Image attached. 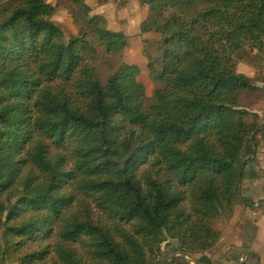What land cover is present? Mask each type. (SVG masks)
Here are the masks:
<instances>
[{
	"label": "trees",
	"instance_id": "trees-1",
	"mask_svg": "<svg viewBox=\"0 0 264 264\" xmlns=\"http://www.w3.org/2000/svg\"><path fill=\"white\" fill-rule=\"evenodd\" d=\"M141 2L136 34L159 36L144 39L160 84L146 100L143 68L101 79L91 40L68 37L46 0L0 7V264H161L170 251L168 264H263L244 263L249 247L207 253L217 220L251 206L247 180L264 182V122L242 103L262 89L237 70L249 45L264 57V0ZM95 32L107 53L127 47L122 30Z\"/></svg>",
	"mask_w": 264,
	"mask_h": 264
},
{
	"label": "rangeland",
	"instance_id": "rangeland-1",
	"mask_svg": "<svg viewBox=\"0 0 264 264\" xmlns=\"http://www.w3.org/2000/svg\"><path fill=\"white\" fill-rule=\"evenodd\" d=\"M10 1L0 0V7ZM46 1L52 4L55 9L52 19L62 27L68 37L87 35L91 40L96 48V55L89 61V64L96 69L98 76L102 77L101 79L106 80L108 75L116 72L118 68L125 64H136L144 70L138 79L146 86L145 100L154 95L160 84L150 75L147 68V55L152 54L154 47L150 49V45L145 43L144 39H158L159 36L155 33L144 36L136 34L135 26L144 22L149 16V12L141 0H82V5L86 6L83 9L77 8L72 0ZM95 28L126 32L128 35L127 47L119 52L107 53L98 39ZM248 51L249 55L238 63L237 70L249 77L257 78L255 85L260 87L262 91L245 94L242 103L251 111L258 113L262 122H264V57H261L252 45L248 46ZM255 150L256 161L253 167L259 170L264 167V140L258 143L255 142ZM247 181L249 184H246L247 190L245 188L244 195L249 198V202L256 201V198L259 201L258 196L264 197V182L262 180L256 183H251L250 180ZM234 214L235 212L232 214V218ZM230 221L229 219H219L217 220V227L222 228ZM226 244L230 243L224 240L219 247L223 248ZM172 254L171 251L162 253L161 264H168ZM177 264L186 263L180 260Z\"/></svg>",
	"mask_w": 264,
	"mask_h": 264
},
{
	"label": "crops",
	"instance_id": "crops-1",
	"mask_svg": "<svg viewBox=\"0 0 264 264\" xmlns=\"http://www.w3.org/2000/svg\"><path fill=\"white\" fill-rule=\"evenodd\" d=\"M246 184L249 183L247 182ZM258 199L259 201H257V198L256 201H251L252 205L250 207L244 205L238 206L231 221L222 228L218 227L222 234L220 243L226 240L230 244H226L225 247L220 248L219 243L215 249L207 253L208 255H212L214 259L219 261L227 247H249L251 254H261L264 264V197L258 196Z\"/></svg>",
	"mask_w": 264,
	"mask_h": 264
},
{
	"label": "water",
	"instance_id": "water-1",
	"mask_svg": "<svg viewBox=\"0 0 264 264\" xmlns=\"http://www.w3.org/2000/svg\"><path fill=\"white\" fill-rule=\"evenodd\" d=\"M250 254L251 253H249L248 255H247V257H246V259H245V261H244V263H246L247 262V260H248V258H249V256H250ZM181 255V254H180ZM182 256H184V255H182ZM194 264H196V262H193Z\"/></svg>",
	"mask_w": 264,
	"mask_h": 264
}]
</instances>
